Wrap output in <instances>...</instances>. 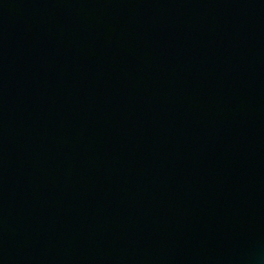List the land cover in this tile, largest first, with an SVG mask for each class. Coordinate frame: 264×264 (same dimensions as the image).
<instances>
[{"label":"water","instance_id":"obj_1","mask_svg":"<svg viewBox=\"0 0 264 264\" xmlns=\"http://www.w3.org/2000/svg\"><path fill=\"white\" fill-rule=\"evenodd\" d=\"M0 264H264V0H0Z\"/></svg>","mask_w":264,"mask_h":264}]
</instances>
